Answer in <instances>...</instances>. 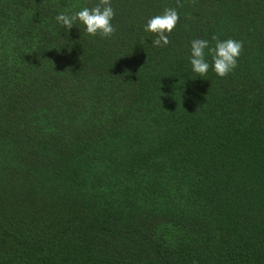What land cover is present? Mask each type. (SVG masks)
Here are the masks:
<instances>
[{"label":"trees","instance_id":"16d2710c","mask_svg":"<svg viewBox=\"0 0 264 264\" xmlns=\"http://www.w3.org/2000/svg\"><path fill=\"white\" fill-rule=\"evenodd\" d=\"M0 0V264H264V0ZM176 8L170 43L148 20ZM243 41L227 77L191 41Z\"/></svg>","mask_w":264,"mask_h":264},{"label":"clouds","instance_id":"9594fccd","mask_svg":"<svg viewBox=\"0 0 264 264\" xmlns=\"http://www.w3.org/2000/svg\"><path fill=\"white\" fill-rule=\"evenodd\" d=\"M177 7H183L181 0H177ZM115 11L111 0H99L94 7H83L72 15L61 13L56 16L58 23L71 30L76 22L85 26V32L93 37L111 38L116 28L112 24ZM180 16L176 8H165L163 13L150 18L144 30L155 36L152 41L155 47H164L170 43L169 35L174 31ZM215 46H210L209 40L194 39L191 41L190 64L192 71L199 77H205L210 64L206 60V52L212 57V69L218 77L225 78L238 66V59L243 50V41L233 38L220 40L213 35Z\"/></svg>","mask_w":264,"mask_h":264}]
</instances>
